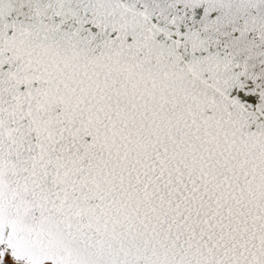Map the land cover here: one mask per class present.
I'll return each instance as SVG.
<instances>
[{
	"label": "snow or ice",
	"instance_id": "6c2138e0",
	"mask_svg": "<svg viewBox=\"0 0 264 264\" xmlns=\"http://www.w3.org/2000/svg\"><path fill=\"white\" fill-rule=\"evenodd\" d=\"M0 264H264V0H0Z\"/></svg>",
	"mask_w": 264,
	"mask_h": 264
}]
</instances>
